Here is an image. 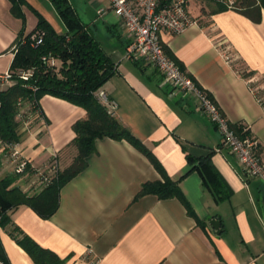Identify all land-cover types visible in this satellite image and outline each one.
Returning a JSON list of instances; mask_svg holds the SVG:
<instances>
[{"label":"crops","instance_id":"obj_1","mask_svg":"<svg viewBox=\"0 0 264 264\" xmlns=\"http://www.w3.org/2000/svg\"><path fill=\"white\" fill-rule=\"evenodd\" d=\"M67 1L116 64L103 87L117 103L114 116L178 182L188 207L178 198H138L145 183L163 180L160 172L129 142L97 139L87 168L61 188L52 217L44 219L26 205L10 212V225L0 230L8 263L38 264L10 235L19 228L62 264H264L263 182L247 178L227 149L215 152L221 135L193 96L175 91L156 68L128 57V35L119 18L103 9V0ZM221 4L189 0L198 23L183 34H165L164 48L237 133L248 127L264 160V9L252 16L221 10ZM40 16L58 33L67 32L53 0H23L15 8L11 0H0V76L10 72L19 35L32 33ZM86 118L83 108L46 95L18 149L34 169L57 155L62 172L78 155L73 126ZM207 157L229 197L217 199L194 169ZM9 175L30 196L47 188L35 191L36 174L16 175L3 157L0 176ZM213 219L221 223L220 234Z\"/></svg>","mask_w":264,"mask_h":264},{"label":"trees","instance_id":"obj_2","mask_svg":"<svg viewBox=\"0 0 264 264\" xmlns=\"http://www.w3.org/2000/svg\"><path fill=\"white\" fill-rule=\"evenodd\" d=\"M11 1L15 8L23 0ZM53 4L67 32L58 33L40 16L32 33L19 35L10 72L17 77L22 71H32V76L27 81L18 77L17 84L0 90V144L11 145L20 141V122L17 120L20 99L29 101L37 112L41 99L50 95L83 108L87 112V118L73 126L77 134L74 145L78 149L73 164L59 172L42 193L30 196L16 184V176H0V230L10 225V212L19 206L31 207L44 219L52 217L59 205L61 188L87 168L88 157L96 152V140L103 138L129 142L142 152L162 175V181L145 183L138 198L145 195H155L160 199L178 198L188 207L178 182L167 175L155 155L98 99L97 93L116 74V64L96 40L89 25L80 20L67 0H53ZM221 6V10H228L225 5ZM262 8L264 9V0H239L236 10L253 16ZM37 32L42 33L43 43L36 47L31 37ZM45 57L56 59V64L45 63ZM1 157L0 164L3 159ZM191 161L195 163L194 160ZM194 169L200 173L204 184L212 190L217 199L230 196V190L215 170L210 157L200 159ZM10 235L38 264H62L53 252L41 248L19 228L12 229ZM0 264H9L1 241Z\"/></svg>","mask_w":264,"mask_h":264},{"label":"built area","instance_id":"obj_3","mask_svg":"<svg viewBox=\"0 0 264 264\" xmlns=\"http://www.w3.org/2000/svg\"><path fill=\"white\" fill-rule=\"evenodd\" d=\"M103 1L106 4L103 9L119 18L128 35V57L156 68L175 91L193 96L198 108L216 126L221 135V145L215 149V152L220 153L223 149H227L240 162L247 178L259 179L264 184V160L258 154L259 141L252 136L246 126H243L240 134L237 133L210 94L198 86L197 82L183 71L165 51L163 42L165 34L180 35L198 23L189 10V0ZM219 2L229 10H235L238 8L239 0H219ZM31 40L36 47L41 45L43 43L42 33L33 34ZM43 60L52 65L57 62L54 58L45 57ZM12 76L13 74L8 72L0 76V81ZM19 76L27 81L31 78L32 71L28 73L22 71ZM97 97L109 112L115 115L118 108L117 103L110 100L103 89L97 93ZM31 108L33 109L32 106ZM32 112L34 113L31 115L35 117L36 111L32 110ZM2 155L12 164L16 175L23 176L28 171L34 172L42 187H48L59 173L57 155H54L42 169H34L30 161L23 157L17 144H0V157Z\"/></svg>","mask_w":264,"mask_h":264},{"label":"rangeland","instance_id":"obj_4","mask_svg":"<svg viewBox=\"0 0 264 264\" xmlns=\"http://www.w3.org/2000/svg\"><path fill=\"white\" fill-rule=\"evenodd\" d=\"M57 65H59V63H57ZM59 67H60V65H59ZM25 72L28 73L29 71H25ZM18 77L20 78L19 75L17 77H15V75H13L9 79H3L2 81H0V90H6V89L10 88L11 86H14L15 84H17V82H18L17 78ZM32 110L33 109L31 108V105H30L29 101L24 100V99H20L19 100V103H18L19 114L17 116V120H18V122H20V125H19V128H18L19 135L22 134L23 129L25 130V129H27L29 127V123L31 124V122L34 121L35 117H33L31 115L32 113H34V112H32ZM1 158H3V157H1ZM4 159H6V158H4ZM28 172H30V171H28ZM36 184L39 185V187H37L38 189H35V191H37L38 193L41 192L42 188H46V187H42V185L40 184L39 181H37Z\"/></svg>","mask_w":264,"mask_h":264},{"label":"water","instance_id":"obj_5","mask_svg":"<svg viewBox=\"0 0 264 264\" xmlns=\"http://www.w3.org/2000/svg\"><path fill=\"white\" fill-rule=\"evenodd\" d=\"M210 224L212 225V227L216 230L217 234H220L222 232L221 230V223L219 220L217 219H213Z\"/></svg>","mask_w":264,"mask_h":264}]
</instances>
